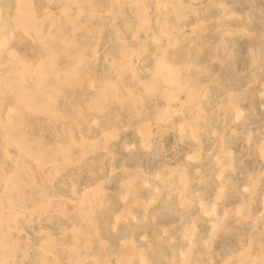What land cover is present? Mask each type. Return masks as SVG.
Masks as SVG:
<instances>
[{"label":"rangeland","instance_id":"374dc122","mask_svg":"<svg viewBox=\"0 0 264 264\" xmlns=\"http://www.w3.org/2000/svg\"><path fill=\"white\" fill-rule=\"evenodd\" d=\"M14 27L46 55L0 83V264H264V0H17Z\"/></svg>","mask_w":264,"mask_h":264},{"label":"crops","instance_id":"0c3cea01","mask_svg":"<svg viewBox=\"0 0 264 264\" xmlns=\"http://www.w3.org/2000/svg\"><path fill=\"white\" fill-rule=\"evenodd\" d=\"M16 11L17 0H0V83L5 86L23 83L27 87L25 83L30 80L26 76L24 81L17 82L15 76L9 74L32 72L33 60L45 56L46 49L34 39L18 33L14 27Z\"/></svg>","mask_w":264,"mask_h":264},{"label":"bare ground","instance_id":"6f19581e","mask_svg":"<svg viewBox=\"0 0 264 264\" xmlns=\"http://www.w3.org/2000/svg\"><path fill=\"white\" fill-rule=\"evenodd\" d=\"M66 26V25H65ZM72 26V25H71ZM77 32V31H76ZM84 36V35H83ZM36 65V64H35ZM6 76V75H5ZM16 78V77H15ZM23 81V80H22ZM46 257V256H45Z\"/></svg>","mask_w":264,"mask_h":264}]
</instances>
